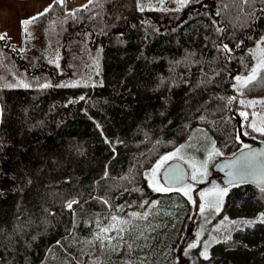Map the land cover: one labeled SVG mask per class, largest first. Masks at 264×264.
<instances>
[{
	"label": "trees",
	"instance_id": "1",
	"mask_svg": "<svg viewBox=\"0 0 264 264\" xmlns=\"http://www.w3.org/2000/svg\"><path fill=\"white\" fill-rule=\"evenodd\" d=\"M75 1L52 2V10L31 24L38 47L59 55V76L39 58L26 63L11 43L14 54L2 45L12 60L20 57L14 67L28 72L24 82L30 87H7L0 65V264H86L94 237L109 223L105 217L123 206L119 215L129 219L132 211H146L148 206H138L144 201L156 204L134 222L140 238L132 253L126 243L118 255L113 241L94 264H264L259 187H230L218 214L197 211L191 220L187 198L154 192L144 177L194 129L216 142L224 153L220 160L240 150L237 115L247 107L239 101L264 98V85L240 94L234 77L254 65L251 53L264 35V0H190L180 11L138 10L121 22L106 19L115 0H88L87 8L66 16L81 7H68ZM98 46L103 81L91 85ZM63 78L83 82L57 87ZM44 83L52 86L40 87ZM248 121V135L264 143ZM70 200L79 201L72 210ZM225 216L256 223L215 242L208 259L201 258V243ZM189 226L200 241L180 253Z\"/></svg>",
	"mask_w": 264,
	"mask_h": 264
},
{
	"label": "snow or ice",
	"instance_id": "2",
	"mask_svg": "<svg viewBox=\"0 0 264 264\" xmlns=\"http://www.w3.org/2000/svg\"><path fill=\"white\" fill-rule=\"evenodd\" d=\"M61 6L64 3V0H58ZM93 0H89V4H92ZM174 3L178 5L175 11H180L183 7L189 4L190 0H173ZM244 5H248L250 0H242ZM140 11H143V7L139 5V0L137 4ZM87 5L81 6L71 12L65 13L66 16H74L76 12H79L85 8ZM53 8V5L46 7L43 12L36 14L35 16L29 17L21 21L22 31L27 35V29L25 26L33 24L36 20L47 15ZM220 13L218 12L217 15ZM251 15V13H249ZM218 32H223L224 29L217 28ZM5 39L4 36H0V40ZM264 44V40L257 44L256 52H252L251 55L256 60V63L251 66L250 71L244 76L237 75L234 77L236 84L234 87H237L240 94H243L244 89L250 87H255L256 85H264V47L261 45ZM239 47V45H237ZM222 50L227 53H231L232 49L228 47L227 44L222 46ZM258 53V54H257ZM59 60V55L57 54L55 60H49V63H55L57 68L60 67L59 63L56 61ZM14 85H7V87H13ZM19 86L24 88L30 87L28 83L23 81L19 82ZM52 85L44 83L40 85L42 88H48ZM77 83L72 84H60L57 87H77ZM79 99L83 100L84 97L81 96ZM235 97L228 98V103L231 104ZM241 105L247 104V106H253L256 101H244L240 100ZM245 121L249 119V113L241 111L239 113ZM255 117V114H252ZM203 119V117H201ZM97 127H100L97 125ZM254 132H258L260 135L264 136V125L257 126L255 119L248 125ZM248 135L247 132L243 133ZM237 142H240L239 135L236 136ZM108 142V141H106ZM185 145H181L176 148L175 151L167 153L159 157L155 164L151 167L150 170H146L144 177L148 182L149 188L157 193H168V192H177L180 193L183 197L187 198L189 203L195 204L193 200L192 192L194 185L198 183H204L206 178L209 175V165L216 157H221L224 155L223 151L216 147V142L211 141V147L205 148L204 151L206 155L202 160H197L194 156H186L183 153ZM170 161H183L188 165V168L191 170L190 175L181 168L179 163L171 164ZM167 166V167H166ZM214 167L219 168L220 171L225 172L227 177L226 186L221 187L215 181L211 182V187L199 191V214L204 216L208 214H218L221 211L223 206V198L227 195L230 187L238 186L239 184L246 182H254L260 187L261 191L264 192V149H254L249 144L241 143V148L239 154L233 153L231 159L225 160L221 164L213 165ZM163 170V171H161ZM108 173L105 171V176ZM123 179H128V177H123ZM188 181H191L189 183ZM134 191H139V189H133ZM105 205H109L108 200H101ZM79 203L77 200H70L67 202V208L69 210L73 209V206ZM156 201H144V203L138 205L140 208H145L146 206L155 205ZM109 207H111L109 205ZM124 211L123 206H117L114 209L116 214L111 215L110 217H105L109 221L106 227H101L99 229V234L97 235V240L100 241L101 246L103 247L104 241L107 240L108 244H113V241H116L118 245H123L127 243L129 254L136 247L137 240L140 238L135 235L136 225L135 221L139 219H146L149 216L148 211L137 212L132 211L129 213V219H122L119 213ZM224 220L227 221L228 217L225 216ZM259 222L264 223V213L259 217ZM245 225L251 226L256 223V221H244ZM213 231H219L218 228H214ZM108 233H115L114 236H108ZM200 233H197V240L199 241ZM34 239V237H33ZM211 240L215 241V237H210ZM230 239V237H227ZM219 242V241H216ZM57 244H60V241H57ZM197 247V243H191L188 245L189 249ZM208 247L209 241H204L203 251L200 252V256L205 260L208 259ZM131 264H135V261H132ZM142 264V262H141Z\"/></svg>",
	"mask_w": 264,
	"mask_h": 264
},
{
	"label": "rangeland",
	"instance_id": "3",
	"mask_svg": "<svg viewBox=\"0 0 264 264\" xmlns=\"http://www.w3.org/2000/svg\"><path fill=\"white\" fill-rule=\"evenodd\" d=\"M54 1H58V0H0V36H4L5 40H8L9 43H11L15 47L18 53H22V55H24V60L26 63L32 64V61H31L32 58H35V57L39 58L38 60L43 61L53 66L56 70V74L59 76V73L61 72L60 67L57 68L55 66V63H49V60H55L56 57L44 52L41 48V45L39 44V47H38L37 43H35L33 39L32 33H33V30H35V27L32 25L25 26L27 29V33H28L26 35L25 32L22 31V25H21V21L29 17L35 16L36 14L40 12H43V10L49 5H51L52 2ZM87 1L88 0H76L75 2L70 4L68 7L70 8L79 7V6L84 5ZM137 4H138V0H115L114 4L109 9V13L106 16V19L108 21L116 20L117 22H121L122 17L124 15H132L136 11L139 10ZM139 5L143 7L144 10L178 7V5L173 2V0H139ZM262 40H264V35L262 36L260 42ZM257 44L253 52H256ZM261 47H264V44H262ZM100 57H101V49L98 46L92 50V59L95 64V69H94L93 79H91V81L89 82V84L91 85L97 81L99 82L103 81V76H101L103 64L99 62ZM15 60H12L11 54H9L7 51L3 52L2 44H0V65L3 68L2 78L5 81V84L14 85L18 87L20 81H23V82L25 81L24 76L26 74L25 72L27 71L24 72V69H21V67H18L19 70L16 71L14 67ZM56 62L59 63L60 65L59 61H56ZM255 63H256V60L254 59V64ZM79 82H83V81L80 78H76L72 80L63 78L57 84H72V83H79ZM247 99H248L247 102L256 101V103L251 107L247 106L246 104L247 111L243 110L247 113L248 111L250 112L248 124H250L252 120L255 119L257 126L258 127L262 126V124L264 123V98L256 97V98H247ZM239 113L237 115L238 116L237 134L240 137V142L249 144L251 147H253L258 142H256L249 135L243 134L244 132H246L245 127H244L245 120L243 117L239 115ZM252 114H255V117H253ZM211 141H212L211 138L208 136L206 132H204L201 129H194L190 137L188 138V140L182 144V145H185V148L183 149V153L186 156H194L197 160H202L204 156L206 155V152L204 151V149L211 147ZM219 161H220V158L216 157L215 160L212 161V163H210L209 175L206 178V181L204 183H198L194 185L192 196H193V200L196 203L195 204L191 203L193 207V212L191 214V220L194 219L195 213L199 211V207H198L199 202H200L199 191L210 188L212 186L211 185L212 181H215L221 187L225 186L222 184L221 178L218 176L216 167L213 166V165H216L217 162L219 163ZM178 162L182 163L185 166V168L188 171V174L190 175L191 170L188 168V165L185 164L183 161H178ZM188 182L191 183V181H188ZM147 185H148V182H147ZM177 194L181 195L180 193H177ZM152 206L153 205L148 206L146 211H149V209H151ZM176 214L178 213L176 212ZM259 217L256 220H259ZM243 222L242 221L229 222L225 220H220L212 228L210 235H208L205 240V241H209L208 256H209V248L211 247L212 244H214L216 241H219L221 239L231 236V234L235 230L244 227L245 224ZM157 226H158V223H155L153 224L152 228H156ZM214 228H218L219 231H213ZM197 233H199L198 230H195L193 227H190V226L188 227L187 234L186 236L183 237L181 244H180V248H179L180 253L185 252L187 249H189L188 245L191 243H197V245L199 244L201 236H199V241H198ZM97 235L93 239L94 249L92 251V255L90 256L86 264H94V259L98 258V255L101 253V249L110 247L107 240L104 241V245L102 247L100 241L97 240L96 238ZM106 235L114 236L115 233H108ZM210 237H215V241L211 240ZM125 245L126 243H124L123 245H118L117 242H115L114 251L117 252L118 255H120ZM203 248H204V242L201 243L200 252L203 251ZM200 252H199V255H200ZM180 264H191V262L187 261V262L180 263Z\"/></svg>",
	"mask_w": 264,
	"mask_h": 264
},
{
	"label": "water",
	"instance_id": "4",
	"mask_svg": "<svg viewBox=\"0 0 264 264\" xmlns=\"http://www.w3.org/2000/svg\"><path fill=\"white\" fill-rule=\"evenodd\" d=\"M0 44L5 45V46L8 48V50H9L11 53L14 54V50L9 49L10 44L7 43L5 39L0 40ZM16 58H20V57H16ZM1 120H2V110H1V104H0V126H1ZM252 148H254V149H264V143H260V142H258V143L255 144ZM237 154H239V151L237 152ZM231 158H232V157L222 159V160L219 161V163L217 162V164H221V163H223L225 160H227V159H231ZM169 163H171V164L179 163L180 166H181V168H183V169L185 170V172L188 173L187 169L185 168V166H184L182 163H180V162H178V161H172V162H169ZM217 164H216V165H217ZM166 167H167V166H166ZM216 170H217V172H218L219 175H220L221 182L226 186V180H227V177H226V175H225V172L220 171L219 168H217V167H216ZM161 171H163V170H161ZM246 183H251V184H253V185L259 187V186L257 185V183H254V182H251V181L246 182ZM259 188H260V187H259Z\"/></svg>",
	"mask_w": 264,
	"mask_h": 264
}]
</instances>
